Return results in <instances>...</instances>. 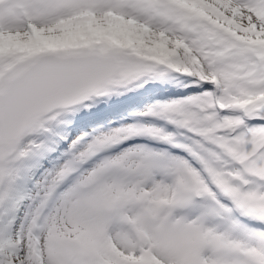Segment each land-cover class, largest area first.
Masks as SVG:
<instances>
[{
	"label": "snow or ice",
	"instance_id": "6c2138e0",
	"mask_svg": "<svg viewBox=\"0 0 264 264\" xmlns=\"http://www.w3.org/2000/svg\"><path fill=\"white\" fill-rule=\"evenodd\" d=\"M0 264H264V0H0Z\"/></svg>",
	"mask_w": 264,
	"mask_h": 264
}]
</instances>
